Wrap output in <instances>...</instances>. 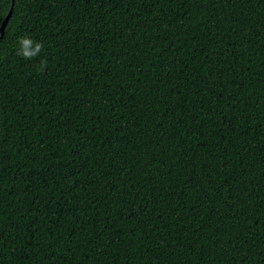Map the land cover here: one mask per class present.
I'll list each match as a JSON object with an SVG mask.
<instances>
[{"label":"trees","instance_id":"obj_1","mask_svg":"<svg viewBox=\"0 0 264 264\" xmlns=\"http://www.w3.org/2000/svg\"><path fill=\"white\" fill-rule=\"evenodd\" d=\"M11 3L0 264H264V0Z\"/></svg>","mask_w":264,"mask_h":264},{"label":"clouds","instance_id":"obj_2","mask_svg":"<svg viewBox=\"0 0 264 264\" xmlns=\"http://www.w3.org/2000/svg\"><path fill=\"white\" fill-rule=\"evenodd\" d=\"M17 43L19 47L16 49V55L22 57L25 60L34 59L44 48L42 42L35 41L27 35L18 37ZM42 68L43 64L41 65V70Z\"/></svg>","mask_w":264,"mask_h":264},{"label":"water","instance_id":"obj_3","mask_svg":"<svg viewBox=\"0 0 264 264\" xmlns=\"http://www.w3.org/2000/svg\"><path fill=\"white\" fill-rule=\"evenodd\" d=\"M12 2H13V0H12ZM12 7H13V4L11 3V7H10L8 13L6 14V16L4 17V19L2 20V22L0 24V39L2 38V35H3V32H4V27H5L10 15H11Z\"/></svg>","mask_w":264,"mask_h":264}]
</instances>
